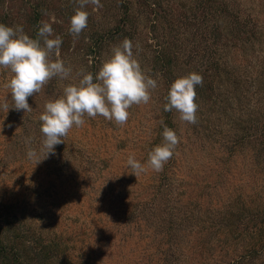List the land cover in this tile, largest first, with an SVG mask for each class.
<instances>
[{
	"label": "rangeland",
	"instance_id": "374dc122",
	"mask_svg": "<svg viewBox=\"0 0 264 264\" xmlns=\"http://www.w3.org/2000/svg\"><path fill=\"white\" fill-rule=\"evenodd\" d=\"M235 5L250 20L249 27L257 28V46H264V0H235ZM110 56L106 55L105 60ZM137 60L142 70L158 82L150 102L133 105L123 126L101 116L85 115V124L69 131L64 143L55 147V155L50 154L36 165L26 153L29 148L40 152L43 134L39 117L47 102L63 95V87L55 86L51 93L42 91L31 96V112L10 108L5 114L0 108V193L15 191L24 201L35 203L36 199H28V185L18 188L13 183L21 175L23 182L31 181L41 193L39 206L52 204L53 216L48 223L53 225L55 219L58 233L75 238L79 249L87 246V252L94 254H90L93 264H226L229 256L245 253L252 256L242 264H264V224L256 223L263 211L255 213L259 207L264 208V176L244 172L241 156L231 167L227 165L232 168L229 171L223 165L220 150L221 145L231 146L237 136L246 132L247 114L255 109L248 103L249 94L255 89L248 83V90L243 87L247 93L232 88L225 103L220 97L217 103L213 97L215 114L228 108L232 121L229 131L215 136L206 131L203 141L193 136L209 124L210 101L206 100L202 107L208 117L200 124L181 121L175 110L173 122H167L169 112L163 107L165 85L145 61ZM76 67L73 64L71 68ZM10 77L9 70L0 69V103L6 97L9 105L11 93L4 85ZM79 78L75 74L74 84ZM243 108H247L245 115ZM164 126L176 127L180 139L172 158L162 171L148 168L136 177L127 164L129 155L134 154L147 167L149 153L164 142ZM211 166L212 171L216 169L212 172L215 187L210 203L200 205L199 215V206L187 203L182 187L200 182ZM241 184H246L245 192L250 198H244L247 208L231 205ZM191 189L187 186V190ZM230 210L237 231L228 236L223 220ZM186 213L191 214L190 224L182 219ZM239 233L241 238H235ZM254 237L261 251L251 250L250 240ZM222 239L232 246L221 248Z\"/></svg>",
	"mask_w": 264,
	"mask_h": 264
},
{
	"label": "trees",
	"instance_id": "16d2710c",
	"mask_svg": "<svg viewBox=\"0 0 264 264\" xmlns=\"http://www.w3.org/2000/svg\"><path fill=\"white\" fill-rule=\"evenodd\" d=\"M100 3L103 7L99 10L94 5L85 6L89 13L88 25L76 37L69 32V28L70 17L79 6L77 0H0V23L13 28L19 25L24 34L35 39H40L37 33L42 23H50L52 38H62L58 58L66 66L78 65L73 68L69 79L54 77L42 91L51 93L55 86L61 85L64 89L68 84H74L75 74L81 78L82 70L95 76L106 55L112 54L113 48L124 39H129L134 45L136 59L145 61L155 77L157 75L164 83V104L167 103L170 85L176 78L190 72L202 75L203 84L196 87L199 107L195 124L208 117L202 109L206 100L211 103V114L209 124L203 127L206 130L201 129L193 137L204 141L206 131L211 132L212 136L229 131L227 127L232 121V114L227 115L228 108H221L215 114L217 110H214L216 104L213 97L217 103L220 102L217 97L225 103L230 89L247 93L248 83L249 87L255 89L249 94L248 101L251 106L254 105L255 111L249 110L247 114L246 132L237 136L238 139L231 146H220L222 162L230 171L232 168L227 165L231 167L241 156L244 172L264 176V97L260 95H264V46H257L258 30L249 27L250 20L244 18L235 0H100ZM51 59L57 57L53 55ZM9 101L13 103L11 94ZM243 109L245 115L247 108ZM173 115L172 111L169 112L166 121L173 122ZM171 129L177 134L176 127ZM209 143L212 144L213 139ZM215 171L211 166L205 170L200 182L182 187L187 203L199 206V215L202 213L200 205L210 203L209 197L215 187L212 172ZM14 179L13 183L18 188L29 186L28 199H36V202L24 201L15 191L0 193V264L95 263L94 257L87 252V246L82 245L79 249L75 238L58 233L55 219L53 225L48 223L53 216L52 204H49L50 207L39 206V188L26 181L28 179L23 182L22 175ZM241 185L234 204L233 198L229 195L228 198L232 206L247 208L248 202L244 200L250 198L245 192L246 184ZM187 186L192 189L187 190ZM260 211H263V215L257 214L256 223L264 224V208L259 207L255 213ZM182 219L190 224L191 214L182 215ZM223 223L228 236L230 232L237 231L232 210ZM238 237L241 238L240 233L235 235V238ZM254 239L250 240L251 250L261 251ZM220 245L221 248L232 246L225 239L220 240ZM251 256L247 253L232 255L226 258V264H242Z\"/></svg>",
	"mask_w": 264,
	"mask_h": 264
},
{
	"label": "clouds",
	"instance_id": "9594fccd",
	"mask_svg": "<svg viewBox=\"0 0 264 264\" xmlns=\"http://www.w3.org/2000/svg\"><path fill=\"white\" fill-rule=\"evenodd\" d=\"M77 4L79 6L70 17L69 28V32L76 37L88 25L89 13L85 6L94 5L97 10L103 7L100 0H77ZM37 36L40 39L30 38L19 25L13 28L0 23V69L12 73L4 87L10 90L13 103L9 105L6 97L0 103L5 114L10 108L31 112L29 97L41 92L52 78L66 80L71 76L72 68L58 58L62 38H52L51 24L43 22ZM133 47L131 40L124 39L113 48L111 56L103 62L95 76L82 70L78 83L68 84L62 96L45 104L39 117L42 147L39 153L33 148H29L26 153L29 159L35 161V165L50 154L55 155V147L64 143L63 138L69 131L74 126L85 124V115L91 118L101 116L123 126L129 119V109L133 105L150 102L151 93L158 87V82L142 70ZM53 55L57 59L52 60ZM202 84L203 77L196 72L176 78L170 85L164 111L175 110L181 121L195 124L199 107L196 103V87ZM162 135L164 142L149 153L147 167L137 161L134 154L129 155L127 164L136 177L148 168L162 171L172 158L180 139L167 126H164Z\"/></svg>",
	"mask_w": 264,
	"mask_h": 264
}]
</instances>
